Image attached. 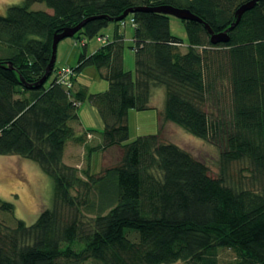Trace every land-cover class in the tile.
Masks as SVG:
<instances>
[{"label": "trees", "instance_id": "1", "mask_svg": "<svg viewBox=\"0 0 264 264\" xmlns=\"http://www.w3.org/2000/svg\"><path fill=\"white\" fill-rule=\"evenodd\" d=\"M248 1L23 0L7 7L0 15V155L36 163L52 179L55 200L27 224L0 199L8 218L0 221V264H264V0L241 15L226 42L212 44L203 26L225 30ZM36 2L49 11L31 9ZM164 5L202 20H181L185 51L170 33L169 15L135 11L127 15L134 21L135 77L122 67L115 28L89 55L82 44L70 67L72 86L85 65L103 71L104 92L72 94L51 74L38 83L54 34L94 17L72 38L103 37L100 30L122 23L110 19L125 10ZM156 87L164 90L163 121L217 148L215 176L159 132L127 142L128 110L149 108ZM84 100L104 124L89 155L122 150L119 164L97 175L84 170L85 179L63 162L67 141L91 135L74 127ZM58 204L73 213L64 217ZM83 210L92 215L86 222ZM223 251L229 257L221 259Z\"/></svg>", "mask_w": 264, "mask_h": 264}, {"label": "rangeland", "instance_id": "2", "mask_svg": "<svg viewBox=\"0 0 264 264\" xmlns=\"http://www.w3.org/2000/svg\"><path fill=\"white\" fill-rule=\"evenodd\" d=\"M23 0H0V15L5 14L8 6L19 4ZM31 9L46 10L43 3H33ZM129 16L121 22L109 23L102 28L99 34L112 38L114 28L122 35V67L129 71L132 77L135 73V54L133 42V27L129 23ZM170 33L182 40L181 50L185 51L187 37L183 23L180 19L169 16ZM81 39V40H80ZM67 37L58 42L55 52L54 69L58 67L77 65L82 44H86V55L91 54L99 46L97 36L92 38ZM103 71H98L93 65H85L78 71L73 80L71 93L83 90L87 94L104 92L108 88V81L101 76ZM54 76V71L50 75ZM164 90L161 87L153 88L149 101V108L143 110L129 109L126 124L128 127V140L131 142L139 136L158 134L163 142H173L184 150L191 153L195 158L202 161L208 168L209 173L215 176L218 172V150L208 141L201 140L186 133L171 122L163 121ZM78 124L74 123L76 134L90 132L91 135L83 136V142L67 141L63 150L64 164L76 168L77 173L83 179L84 170L97 175L106 167L119 164L122 150L115 146L104 151L94 150L89 155V149L95 148L102 142L104 124L94 106L87 100L80 102L77 107ZM160 129V131H159ZM241 164L232 165L230 173L236 177V172ZM246 174L247 172L244 171ZM76 194V191H71ZM83 193V191H82ZM0 199L9 201L14 205V217L24 220L27 224L33 223L40 212L53 205L54 185L52 179L45 174L39 166L31 160L17 155H0ZM59 211L68 218L73 211L58 204ZM68 216V217H67ZM92 215L85 210L80 211L79 217L86 222ZM5 214L0 212V221L7 220ZM229 257L226 252L220 253V258ZM82 264H100L95 261H86Z\"/></svg>", "mask_w": 264, "mask_h": 264}, {"label": "water", "instance_id": "3", "mask_svg": "<svg viewBox=\"0 0 264 264\" xmlns=\"http://www.w3.org/2000/svg\"><path fill=\"white\" fill-rule=\"evenodd\" d=\"M257 0H250L242 5H240L237 10L235 11V16L236 19L233 23L230 24L228 28L221 32L215 33L207 24L203 23L204 29L209 35V41L212 44H216L219 42H226L228 40V35L227 32L230 31L236 23L239 21L241 15L251 9L255 2ZM135 11H149V12H158L162 14H166L169 16H174L180 20H185V21H196V22H202L200 18H198L196 15L191 13L188 9L186 8H178L170 5H164V6H159V7H136V8H129L125 10L119 17L110 19V21H121L123 20L128 14H131ZM94 17L86 18L79 22L76 26L70 27V28H64L60 33H56L53 35L52 38V44H51V56L49 59V62L46 66L45 72L43 76L39 79L38 83L42 84L48 76L51 74L53 70V65L55 62V52H56V46L59 41H61L64 38L67 37H72L78 30H80L87 21L93 19Z\"/></svg>", "mask_w": 264, "mask_h": 264}, {"label": "built area", "instance_id": "4", "mask_svg": "<svg viewBox=\"0 0 264 264\" xmlns=\"http://www.w3.org/2000/svg\"><path fill=\"white\" fill-rule=\"evenodd\" d=\"M129 22H130L131 26L134 25L133 19H129ZM123 24L124 23H122V25ZM97 40L99 42H105L107 40V37L106 36L97 37ZM72 76H73V72H72L70 67H66V66L59 67L54 71V79H55L56 83H58L59 85L65 87L67 89L71 88V86H72V82H71Z\"/></svg>", "mask_w": 264, "mask_h": 264}, {"label": "crops", "instance_id": "5", "mask_svg": "<svg viewBox=\"0 0 264 264\" xmlns=\"http://www.w3.org/2000/svg\"><path fill=\"white\" fill-rule=\"evenodd\" d=\"M115 29V28H114ZM113 32H114V30H113ZM107 38H109V36H107V35H105ZM87 46V45H86ZM86 46H85V52H87L86 51ZM92 53V52H91ZM67 67H71V66H67Z\"/></svg>", "mask_w": 264, "mask_h": 264}]
</instances>
